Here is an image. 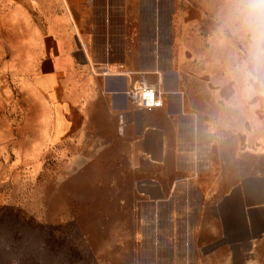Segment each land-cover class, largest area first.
Listing matches in <instances>:
<instances>
[{"label": "crops", "instance_id": "1", "mask_svg": "<svg viewBox=\"0 0 264 264\" xmlns=\"http://www.w3.org/2000/svg\"><path fill=\"white\" fill-rule=\"evenodd\" d=\"M166 8L158 0H55L33 84L52 95L54 131H117L110 145L119 143L158 231L199 247L205 263L220 251L231 262L239 245L264 238V174L239 167V131H221L237 86L219 34L199 30L195 9L174 17ZM109 67L121 70L104 75ZM136 85L160 88L163 105L139 107L129 94Z\"/></svg>", "mask_w": 264, "mask_h": 264}, {"label": "rangeland", "instance_id": "2", "mask_svg": "<svg viewBox=\"0 0 264 264\" xmlns=\"http://www.w3.org/2000/svg\"><path fill=\"white\" fill-rule=\"evenodd\" d=\"M158 3L174 17L195 9L199 30L219 34L221 0ZM54 5L0 0V264H264V238L239 245L231 262L220 251L205 263L199 247L158 231L119 143L110 145L117 131H54L52 95L35 87L32 74ZM225 39L230 47H220L237 92L222 108L221 131H239V167L264 174V69L245 93L236 69L246 50L231 34ZM80 116L67 117L78 126Z\"/></svg>", "mask_w": 264, "mask_h": 264}, {"label": "clouds", "instance_id": "3", "mask_svg": "<svg viewBox=\"0 0 264 264\" xmlns=\"http://www.w3.org/2000/svg\"><path fill=\"white\" fill-rule=\"evenodd\" d=\"M218 29L220 43L226 42V33L240 40L246 50V59L236 71L245 93L250 92V81L258 79L264 69V0H221Z\"/></svg>", "mask_w": 264, "mask_h": 264}, {"label": "built area", "instance_id": "4", "mask_svg": "<svg viewBox=\"0 0 264 264\" xmlns=\"http://www.w3.org/2000/svg\"><path fill=\"white\" fill-rule=\"evenodd\" d=\"M120 67H109L104 70V75L116 74ZM131 99L141 108H159L163 105V91L158 87L136 85L129 91Z\"/></svg>", "mask_w": 264, "mask_h": 264}]
</instances>
